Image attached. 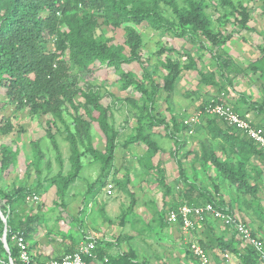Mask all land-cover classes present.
I'll return each instance as SVG.
<instances>
[{
  "label": "rangeland",
  "instance_id": "obj_1",
  "mask_svg": "<svg viewBox=\"0 0 264 264\" xmlns=\"http://www.w3.org/2000/svg\"><path fill=\"white\" fill-rule=\"evenodd\" d=\"M232 1L239 4V10L222 8L215 0H205L209 27L220 40H226L221 45L211 37L200 34L194 37L192 27L180 24L170 8L164 9L165 18L177 31H187L186 35H177L176 30L165 27L155 28L148 22L102 24L96 28V37L112 40L126 56L131 54V41L136 34L140 35V60L124 64L121 71L132 70L146 85L148 78L154 77L160 87L156 108L165 114L168 123L167 127L153 126L151 131L147 130L155 146L128 143L129 137L138 131L136 113L142 108L144 94L139 89L131 92L133 86L123 89L119 72L107 65L101 66L96 72L98 82L106 84L102 90L96 89V93L102 105L109 108V123L119 134L114 154L106 164L104 184H98L103 174L102 161L94 159L81 146L83 166L64 193L72 154L67 133L55 129L57 151L46 135L44 118L32 117L26 108L9 109L16 128L8 136L0 135V145L12 144L18 155L15 167L9 170L8 184L43 181L45 185L41 196L28 197L29 207L20 215V219L26 220L31 211L37 217L34 225L37 233L31 244L35 258L42 261L65 256L72 245L80 243L82 234L90 233L111 242L110 253L133 250L137 259L146 264H200L190 254L193 241L209 247L210 264H264L259 257L251 256L252 246L235 233V226L210 217L202 229L186 233L179 223L166 220L168 210L182 204L187 199L186 190L195 184L206 196L230 207L264 239V158L253 153L250 158L239 153L229 155L228 145L215 137L213 130L197 129L203 122L198 115L200 106L214 98L222 99L264 125V73L252 66L264 55V0ZM241 11H247L246 18ZM169 58L177 60L181 67L194 60L191 67L180 70L170 91L165 89L163 76L170 71L164 64ZM196 116L200 122L187 136H182L179 131L183 120ZM210 117L207 120L215 118ZM174 118L180 125L178 130ZM221 126L225 130L229 127L227 123ZM19 129H22L20 134ZM172 131H176L177 137L170 136ZM90 134L95 147L104 151L105 137L100 128L95 125ZM181 137L183 143L179 144ZM213 141L223 161L226 158L233 162L245 161L255 192L239 189L212 161L208 167L204 166L200 156L203 143L209 146ZM36 154L41 155V174H37L35 165L28 172L27 163ZM107 183L113 184L111 196L107 195ZM231 236L239 250L224 253L219 239Z\"/></svg>",
  "mask_w": 264,
  "mask_h": 264
},
{
  "label": "trees",
  "instance_id": "obj_2",
  "mask_svg": "<svg viewBox=\"0 0 264 264\" xmlns=\"http://www.w3.org/2000/svg\"><path fill=\"white\" fill-rule=\"evenodd\" d=\"M181 1L0 0V135L8 136L15 131L16 125L8 114L9 109L12 106L17 109L26 108L32 117L44 118L47 125L46 135L57 151H59V144L54 135L55 129L64 130L67 133L66 138L71 143L72 154L71 169L63 186L64 193L83 166L81 146L94 159L102 161L103 174L99 178L98 184H104L106 164L114 154L119 134L109 123V108L102 105L100 97L96 93V89L102 90L106 84L98 82L100 79L96 72H99L101 66L107 65L119 72V81L123 89L133 86L131 92L139 89L144 94L142 108L139 113H136L138 131L129 137L128 143H144L155 146L147 130L151 131L153 126L166 125L167 127L168 123L165 114L156 108V103H158L156 96L160 87L154 77L148 78L147 76L149 83L146 85L142 82V78H138L132 70L121 71L124 64L140 60L139 50L142 42L140 35L136 34V37L133 38L130 43L131 54L126 56L117 44L112 43V40L106 41L96 37L95 30L102 24L120 26L125 22L136 24L148 22L155 28L165 27L168 30H176L174 33L177 35H186L187 31H177L174 29L175 25L165 18L164 9L170 8L180 24L192 27L194 31H190L193 32L191 34L194 37L198 34L211 37L220 45L226 41L225 39L220 40L221 38H218L213 29L209 27L205 0ZM215 2L221 7L223 6L222 8L230 7L231 10H239V4L232 0H215ZM241 14L245 18L248 15L247 11H241ZM262 53L264 54V47ZM192 62L194 60L181 67L177 60L167 59L164 64L170 71L163 75L165 89L172 90L180 70L191 67ZM252 66L255 70L264 73V55ZM170 94L171 92H169ZM213 102L224 101L214 98L200 106L203 111V122H198L197 129L200 130L202 127L209 131L213 130L214 136L222 138L228 145L229 155L239 153L245 158H250L253 153L264 158V150L244 130L230 125L219 115L206 112L208 105ZM168 106L170 107L171 104ZM234 110L242 116L246 115ZM208 115L214 116V120H207L211 118ZM174 121L178 130L180 125L176 118ZM222 123H227L229 127L226 130L223 129ZM255 123L264 128V125ZM95 125L100 128L105 137L104 151L98 150L91 140V129ZM21 131L22 129H19L17 133L20 134ZM189 131L190 127L183 120L180 134L187 136ZM170 134V136L177 137L176 131H172ZM213 142V145L209 146L203 143L200 156L204 166L208 167L209 162L212 161L217 169L224 171L232 178L239 189L255 192V186L247 175L245 161L238 159L233 162L229 158L223 161L217 155L216 141ZM180 143H183L182 137ZM17 155L18 151L14 150L12 144L0 145V208L7 218V223H5L0 214V264H9L10 255L14 264H27L20 258V247L14 239L16 233L24 236L33 260L42 263L46 260H38L31 252L33 248L31 244L37 233V228L34 226L37 217L35 218L31 211H28L26 220L20 219V215L24 209L29 207L28 197L41 196L44 193L45 185L43 181H38L36 184L33 182L27 184L14 182L12 186L8 184V173L11 172L10 168L15 167ZM34 165L37 174H41L40 154H36V158L27 163L28 172H31ZM161 181L164 182V180ZM164 184L166 183L164 182ZM194 191H198L196 196ZM185 195L187 199L182 204L204 205L210 202L220 209L232 212L230 207H225L219 200L206 196V193L202 189H198L195 184H191ZM177 208L178 206H173L168 210L166 220H168L169 211ZM210 217L205 216L203 223L206 224ZM6 226L10 253L6 250L2 240ZM179 226L181 227L180 224ZM236 232L238 233L235 229ZM238 235L243 239L239 233ZM231 237L219 239V247L222 252H237L239 250L236 240ZM80 238H83L82 235ZM98 243L95 252L101 259L108 256L110 264H146L145 261L137 259L133 250L112 254L109 249L112 245L111 242L99 240ZM200 244L209 254V247L203 242ZM78 247L79 241L78 245H72L68 249L67 254L74 252ZM250 253L251 256L260 258L255 248L250 247ZM190 254L202 264L200 258L194 255L191 249ZM85 259L91 260L89 257H85ZM246 262H252V260H246Z\"/></svg>",
  "mask_w": 264,
  "mask_h": 264
},
{
  "label": "built area",
  "instance_id": "obj_3",
  "mask_svg": "<svg viewBox=\"0 0 264 264\" xmlns=\"http://www.w3.org/2000/svg\"><path fill=\"white\" fill-rule=\"evenodd\" d=\"M206 112L223 117L227 123L245 131L261 149L264 150V128L257 125L249 115L242 116L232 107L224 102H213L208 105ZM203 111L200 110L198 115L202 116ZM185 124L193 131L194 126L199 122L198 116L187 117L184 119ZM107 195L113 194V184L106 186ZM205 216H211L217 220H221L228 225L235 226L238 233L253 248H255L264 261V240L256 233L253 228L247 224L242 218L233 212L225 211L216 207L214 203H205L204 205H191L183 203L177 209H171L167 216L168 221L172 224H181L186 233L203 228V220ZM14 239L20 247V258L27 264H110V258L105 256L99 260L95 249L98 247L99 239L90 233L83 234L79 248L72 253H68L61 258H54L39 263L34 261L29 252L28 245L22 234L16 233ZM192 253L200 258L202 264H210V258L207 251L199 242L193 241L190 247ZM90 257L91 260H86Z\"/></svg>",
  "mask_w": 264,
  "mask_h": 264
},
{
  "label": "water",
  "instance_id": "obj_4",
  "mask_svg": "<svg viewBox=\"0 0 264 264\" xmlns=\"http://www.w3.org/2000/svg\"><path fill=\"white\" fill-rule=\"evenodd\" d=\"M0 214H1L4 222L7 223V218L4 216L3 212L1 211V208H0ZM2 240L4 242L6 250L10 253V247H9V244H8V241H7V226H6V232L4 233ZM9 264H14V260L11 257V255L9 257Z\"/></svg>",
  "mask_w": 264,
  "mask_h": 264
},
{
  "label": "crops",
  "instance_id": "obj_5",
  "mask_svg": "<svg viewBox=\"0 0 264 264\" xmlns=\"http://www.w3.org/2000/svg\"><path fill=\"white\" fill-rule=\"evenodd\" d=\"M254 121H255V120H254ZM255 122H256V121H255ZM180 205H181V204H180ZM177 225H178V224H177ZM201 229H202V228H201ZM205 234H206V235L208 234V233H207V230H206V233H205ZM82 237H83V234H82ZM81 240H82V239H81ZM81 240H80V242H81ZM99 240H100V241H101V240H104V241L108 242L107 239H103L102 237H101ZM79 244H80V243H79ZM95 250H96V249H95ZM95 253H96V252H95ZM207 253H208V252H207ZM96 254H97V253H96ZM97 256H98V254H97ZM226 256H229V255L226 254ZM89 258H90V257H89ZM98 259L101 260V258H100L99 256H98ZM47 260H48V259H47Z\"/></svg>",
  "mask_w": 264,
  "mask_h": 264
}]
</instances>
